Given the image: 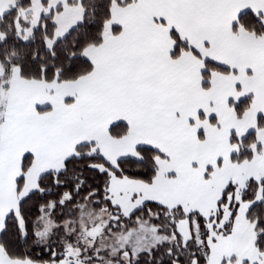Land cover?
<instances>
[{
  "label": "snow or ice",
  "instance_id": "6c2138e0",
  "mask_svg": "<svg viewBox=\"0 0 264 264\" xmlns=\"http://www.w3.org/2000/svg\"><path fill=\"white\" fill-rule=\"evenodd\" d=\"M0 264H264V0H0Z\"/></svg>",
  "mask_w": 264,
  "mask_h": 264
}]
</instances>
